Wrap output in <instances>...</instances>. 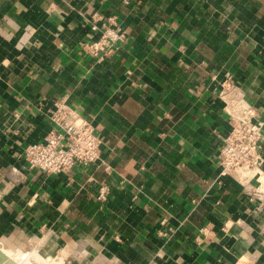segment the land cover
Segmentation results:
<instances>
[{
    "label": "crops",
    "instance_id": "0c3cea01",
    "mask_svg": "<svg viewBox=\"0 0 264 264\" xmlns=\"http://www.w3.org/2000/svg\"><path fill=\"white\" fill-rule=\"evenodd\" d=\"M94 13L127 33L101 64L83 49ZM59 98L100 157L29 169L23 149ZM247 108L258 165L220 178L221 139ZM0 248L60 264H264V0H0Z\"/></svg>",
    "mask_w": 264,
    "mask_h": 264
},
{
    "label": "built area",
    "instance_id": "2783aa9c",
    "mask_svg": "<svg viewBox=\"0 0 264 264\" xmlns=\"http://www.w3.org/2000/svg\"><path fill=\"white\" fill-rule=\"evenodd\" d=\"M91 28L96 31V36L86 41L83 49L94 64L107 62L117 44L126 40V30L115 15L100 13L93 14ZM252 114L250 108L245 109L223 135L217 154L218 177L231 175L237 170H250L258 165L262 122L250 119ZM49 120L51 126L43 140L27 144L23 149L27 168L51 174L66 172L75 166H91L98 161L102 140L94 133L91 123L76 109L65 100L56 99L49 112ZM107 193V187L101 185L96 197L105 200Z\"/></svg>",
    "mask_w": 264,
    "mask_h": 264
},
{
    "label": "rangeland",
    "instance_id": "374dc122",
    "mask_svg": "<svg viewBox=\"0 0 264 264\" xmlns=\"http://www.w3.org/2000/svg\"><path fill=\"white\" fill-rule=\"evenodd\" d=\"M2 251L8 257L15 260L17 264H60L61 263V260L58 257L53 258V256H50L48 254H42L38 251H33L30 248L28 250L2 249Z\"/></svg>",
    "mask_w": 264,
    "mask_h": 264
},
{
    "label": "water",
    "instance_id": "95a60500",
    "mask_svg": "<svg viewBox=\"0 0 264 264\" xmlns=\"http://www.w3.org/2000/svg\"><path fill=\"white\" fill-rule=\"evenodd\" d=\"M0 264H17L15 260L8 257L0 248Z\"/></svg>",
    "mask_w": 264,
    "mask_h": 264
}]
</instances>
